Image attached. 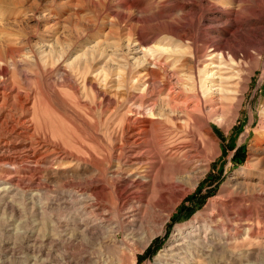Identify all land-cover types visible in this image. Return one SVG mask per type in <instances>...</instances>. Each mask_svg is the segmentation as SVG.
<instances>
[{"label":"rangeland","instance_id":"1","mask_svg":"<svg viewBox=\"0 0 264 264\" xmlns=\"http://www.w3.org/2000/svg\"><path fill=\"white\" fill-rule=\"evenodd\" d=\"M140 1L147 9L162 8L174 22L190 23L195 17V11L185 7L186 0ZM195 1L198 2L191 0L190 3ZM220 4L227 7L226 1ZM117 11V0H0V93L5 88L9 93L0 120L5 116L16 121L25 117L32 119L36 113L34 107L38 110L45 105L46 115L54 124L61 126L66 122L71 129L77 128L79 134L86 136L87 144L102 145L101 171L92 170L91 174L102 178L103 163H111L115 171L123 146L122 117L127 115L150 124L147 120L172 115L167 105L169 100L174 96L191 97L197 81L203 98L210 95L223 98L217 102L219 115L203 113L208 117L215 142L205 128L201 129L202 149L192 153L184 173L172 172V178L181 181L177 193L182 199L162 233H159V222L166 214L158 208L161 199L157 186L166 178L151 180L152 184L140 195L142 199L133 205L135 212L142 216L138 226L129 227L128 232L135 235L132 249L143 250L137 254L136 264L155 263L179 226L193 237L206 238L209 243H219L224 231L229 233L228 248L233 255L227 261L229 264H264V168L250 163L249 159L250 147L256 140L264 139V34L263 41L255 48H251L248 36L236 37L239 59L217 54L201 57L192 76L182 65L184 59L192 57L189 40L182 42L158 33L141 42L140 33H150L153 26L122 27L116 19ZM246 47L252 56H246ZM158 59L169 65L157 66ZM87 66L91 68L84 76ZM148 70L157 72L159 84L156 86H152ZM177 75L183 78L180 83ZM28 96L30 112L24 117L17 105ZM142 103L145 106L139 110ZM153 103L156 106L151 113ZM27 127L32 134L34 124L27 123ZM3 129L0 130V264H40V237L44 235L50 237L44 250L53 264H60V259L65 257L68 258L65 264H91L96 252L103 257L102 264H133L116 247L103 249L98 245L101 248L96 251L97 245L82 241L53 248L52 241L59 239L57 233L76 228L79 220L103 221V210L83 213L75 196L76 191L80 193L77 184L90 176L82 172L87 163L75 154L68 158L60 153L59 161L43 158L47 153L40 152V146L30 137L16 141L25 142L28 148L11 150L5 146L11 127ZM157 129L151 130L152 136L158 134ZM71 133L66 136L67 143L72 139L69 135L73 137ZM3 188L10 190L3 193ZM237 192L245 201L230 203ZM212 202L217 203L214 208ZM126 209L121 212L123 216L128 212ZM213 211L217 214L222 211L218 219L223 221V227L208 233L200 229L205 217L201 214ZM242 213L251 220L238 228L234 217L243 218ZM196 216L200 218L195 221ZM125 224L124 228L128 223L125 221ZM217 254L221 259L223 253Z\"/></svg>","mask_w":264,"mask_h":264},{"label":"bare ground","instance_id":"2","mask_svg":"<svg viewBox=\"0 0 264 264\" xmlns=\"http://www.w3.org/2000/svg\"><path fill=\"white\" fill-rule=\"evenodd\" d=\"M117 1L118 11L116 19L120 26L132 25L141 29H144L146 24L151 27L153 26L154 30H150V33H140V37L138 38L139 41L145 42L147 36H154V34L157 35L160 33L174 37L182 42L187 40L191 42L193 50L192 57L184 59L182 65L187 67L192 76L194 73L196 74L197 63L201 57L217 54L220 56L229 55L235 59H239L240 51L235 44V38L239 36H248L251 48H255L262 40L264 34V0H198V2L195 1L194 3H190L191 0H186L184 4L185 7H191V12L195 11V17L190 20V23L183 21L174 22L175 20H171L168 18L169 16L165 15L162 8H144L143 2L140 0ZM224 1L227 2V7L220 4ZM245 50L246 56H252L248 47H246ZM155 64L159 67H166L169 65L161 59L156 60ZM90 68V66H87L86 70L83 72L84 76L87 75ZM147 72V76L152 80V86L159 84L157 72L154 70H148ZM182 79L180 75H177V82ZM194 84L191 97L186 95L185 98L174 96L169 100L167 105L170 106L172 115L163 116V119L156 118L157 120L154 121L152 119V121L147 120L150 124H143L140 120H133L127 115L122 117L121 127H119L122 132L123 146L119 150L121 152L117 157L116 164L114 163L115 171H113L114 168L111 163H103L102 178H100L101 175L99 178L91 176L92 170L101 171L99 152L103 148L102 145L97 143L98 147H94L91 146V144H87L85 141L86 136L79 134V129L77 128L71 129L66 122L61 125L62 127L54 124L49 116L46 115L48 109L46 111L45 105L42 107L39 106L38 110H36L35 106L34 112L36 113L34 117L32 119L26 118L25 116L30 112V99L28 96L25 97V99L23 98L24 100L17 105L22 111V116L25 118H18L16 121L12 120L10 116H5L3 120H0V130H2L4 126H6L7 129L11 127V132L9 136H7L8 138L6 137L5 141V146L10 149L19 150L28 148L25 142L22 143L21 141V143H18L16 141L21 138L26 139V137H30L31 140H35L36 145L40 146V152L45 151V153H47L43 158H53L52 160L59 161V159L61 160L60 153L64 154L65 157L75 154L79 157L82 156L87 163V166L83 168L82 172L90 174V176L88 175L89 177L85 179L84 183L80 182L77 184L80 188V193L76 191L75 196L80 203L79 208L82 209L80 210L83 213L86 211L89 214H93L94 212L103 210V221L90 222L87 217V219L79 220L78 225L76 224V228L67 230L62 234L57 233L59 235L57 238L59 239H54V241H52L53 248L58 244L72 245L74 243H81L82 241L88 242L94 247L95 245L103 246V249L106 247H110L111 249L112 247H116L126 253L125 260L130 259L133 264H136L137 254L143 250L132 249L136 241L135 235L133 236V232H128L129 227L133 229L138 226L139 218L142 216L140 215L141 213L138 214L135 212L136 210H134L135 208L133 205L141 198V193L146 192V189L149 188V184H152L150 183L151 180L155 181V179L159 177L166 178L163 183L157 186V193L160 195L161 199L158 208L166 214H164V218L159 222V233H162L182 199H179L180 196L177 193L181 188V181L174 180L172 178L174 175L173 173H184L187 170V164L191 161V158H193L192 153L198 152L204 146V136H202L204 134L201 133V129L205 128L204 131H206L210 139L215 142V139L211 135L212 131L207 120L208 117H205L204 114H206V111L209 116L219 115L220 107L217 106V102L220 98L214 97V95L203 98L198 90L197 81H195ZM5 89V92L3 91L0 93V101H3V104L0 105V117H2L1 114L6 105L5 101L8 100L7 98L9 97V93H7L8 89ZM222 99H220V101ZM192 102H194V104H192ZM144 106L145 104L142 103L138 106V109L140 110ZM155 106V103L151 104V113L154 111ZM11 120L13 121L12 123H10ZM27 123L34 124V132L32 134H29L30 129L28 128L31 127V125L27 127ZM154 127H156V129L159 127V132H157L158 134L155 136H152L153 132L151 130ZM93 129L96 131L94 127L92 130ZM70 132H73L71 133L73 137L69 135L72 139L67 143L66 136ZM263 140L264 139L259 140L258 142L256 140L255 144L250 147V163L255 162L253 164L259 168H264ZM4 160L7 161L9 159L5 158ZM38 161L39 160H37V162ZM76 161H80V159L77 157ZM89 168H91V170H89ZM126 171L130 174L127 173V175ZM141 173L144 175L142 176ZM155 186L156 185H154V188ZM9 190L10 188H3L1 191L4 193V191ZM237 194V196L230 198V203L242 204L243 201H245L244 196H241V194L239 195V192H237ZM216 205L217 203L212 202L211 206L214 208ZM126 207H128V212L123 216L121 212H124ZM77 212L80 213L79 210ZM220 213L217 214L213 211L211 213L206 212L204 213L205 215L201 214V217L205 216L207 219L209 217V219L204 220L205 217L203 218L204 221L202 220L200 229L208 233H215L219 226L221 227L223 224V221L221 222L218 219L221 217ZM222 214L223 213H221V215ZM112 215H114L115 219ZM226 215L230 214L227 213ZM244 215L245 213L241 214L244 219L237 218L238 215L236 218L234 217L236 222L234 223L237 225L236 227L241 228V223L251 220L250 217L246 216L248 218H245ZM199 218V216H196L195 221ZM125 221L128 223L126 226L128 230L124 228L126 225ZM243 226L245 225L243 224ZM250 230L252 229H249V231ZM193 236L192 233H188L183 227H177L167 248L159 258L155 260V263L151 264H229L227 261L233 258L228 248L231 245L228 239L229 233L224 231L223 239L219 243H215L214 241L209 243L204 237L200 239ZM40 238L42 247V260L40 264H53L49 261L50 259L47 258L49 253L46 254L44 250V244L48 242L50 237L44 235L43 238ZM100 248L101 247L98 246L94 250L99 251ZM219 251L223 253L221 259L217 258V253ZM67 253L69 252L67 251ZM95 255V258L93 256V261L91 260L93 262H91V264H100V259L103 257H100L98 252H96ZM43 256H45V258H43ZM65 260H68V258L65 257L60 259V264H65ZM66 264L68 263L66 262Z\"/></svg>","mask_w":264,"mask_h":264}]
</instances>
